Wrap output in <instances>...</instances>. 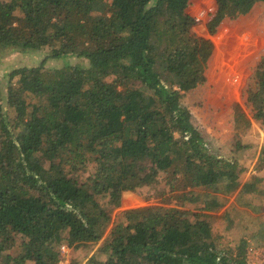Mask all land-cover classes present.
I'll return each instance as SVG.
<instances>
[{
	"label": "trees",
	"instance_id": "trees-1",
	"mask_svg": "<svg viewBox=\"0 0 264 264\" xmlns=\"http://www.w3.org/2000/svg\"><path fill=\"white\" fill-rule=\"evenodd\" d=\"M189 1L0 0V48L49 50L37 65L0 74V264H58L61 245L77 250L107 232L86 264H249L248 241L219 239L208 216L152 205L111 217L125 193L157 176L161 162L150 142L160 150L158 134L168 142L173 120L184 136L197 137L188 116L208 108L185 107L174 88L157 102L141 100L144 89L185 91L205 80L214 45L187 34L200 24L187 14ZM261 1L215 0L205 27L214 33ZM73 58L79 62L69 64ZM50 60L63 64L47 68ZM258 91L249 100L264 99ZM198 144L203 155L216 153L206 140ZM215 156L224 169L230 158ZM182 169L205 179L189 162ZM240 190L252 197V214L264 211V146ZM223 206L213 199L205 208ZM221 212L229 224L238 221L234 206ZM255 219L246 212L242 231Z\"/></svg>",
	"mask_w": 264,
	"mask_h": 264
},
{
	"label": "rangeland",
	"instance_id": "rangeland-1",
	"mask_svg": "<svg viewBox=\"0 0 264 264\" xmlns=\"http://www.w3.org/2000/svg\"><path fill=\"white\" fill-rule=\"evenodd\" d=\"M243 14L245 15L241 19L234 18L235 21H229L226 28L227 21L224 22V28L218 32L215 29L214 33H210L202 24L195 26L197 27L195 29H187L186 32L189 35H200L207 30L206 34L208 33V38L214 44V54L208 58L206 64L204 82L194 88L184 89L185 91L178 86L166 85L163 89H144L141 92V100L157 102L161 95L166 98L164 93L167 92L165 91L167 88L182 90L184 95L178 100L185 107L188 108L189 103L203 104L208 107V110L200 108L195 112L198 116H188L190 122L188 124L195 129L198 138L184 136L173 120L172 125L175 128H169L168 142L165 136L162 138V134H158L159 142H164L161 149L167 154L160 153L158 142H150L151 148L155 150L161 162L157 176L150 183L139 185L132 192L125 193L121 206L112 212L111 217L112 221H115L123 210L152 205L184 208L196 215L208 216L207 221L210 223L212 233L219 239L230 241L234 245L246 239L247 248H252V255L248 257L249 264H264V211L252 214L248 204H251L253 199L240 190L242 183L247 181L251 174L257 172L258 159L264 146V99H259V103L256 100H249L259 89H264V66L259 64L261 56L263 62L264 54L258 56L257 51L252 50L255 46L253 35L261 33L264 35V1L254 3ZM246 16L249 22H243ZM247 23L250 24L249 27ZM260 44H264V41H260ZM48 51L47 48L27 52L0 48V74L7 69L37 65L48 55ZM69 60L72 61H68L69 64L79 62L76 58ZM62 64V60H50L46 66L59 68ZM204 87L208 88V93L194 92L197 88L199 90ZM3 95H6L4 87ZM178 100L175 102L176 106ZM168 102L166 101L167 104ZM156 107L161 108L160 105ZM157 108L155 109L160 115ZM179 109L182 110L180 107ZM210 114L216 116L214 123L217 128L214 129V133L217 136L214 135L213 139L209 140L208 135L204 133L212 124L213 116ZM223 136L232 139L229 151L225 154L227 158H230L228 165L224 167V172L229 171L231 174L229 178L222 179L221 175L217 178L210 177V179L198 173L199 176L205 177L202 179L195 178L192 173L185 174L182 166H186L189 160L199 158L205 161L206 159L198 143L206 140L210 146L209 150L216 151L214 156L218 152L217 146L221 147ZM234 151L238 153L234 154ZM252 171L254 172L250 173ZM213 199H222L223 208L217 210L213 207L205 208L206 203H211ZM230 206H234L239 211L238 221L232 225L220 214L223 209ZM246 212L256 218L248 233L242 231L240 227L241 219ZM252 234L255 237L251 239ZM107 235L108 232L98 243L77 250L69 248L58 264H86L88 258L102 244Z\"/></svg>",
	"mask_w": 264,
	"mask_h": 264
},
{
	"label": "crops",
	"instance_id": "crops-1",
	"mask_svg": "<svg viewBox=\"0 0 264 264\" xmlns=\"http://www.w3.org/2000/svg\"><path fill=\"white\" fill-rule=\"evenodd\" d=\"M243 15H245V14H240L238 17H235V18H239V19H241L242 17H244ZM232 20H234L235 21V19L234 18H225V19H223L220 23H219V25L216 27V29H217V32L224 26L223 24H224V22H229V21H232ZM238 21V20H237ZM250 21V20H249ZM248 21V19H247V16L244 18V20H243V22H249ZM207 23V22H206ZM206 23L204 22V23H201L202 25H203V27L206 29V27H205V25H206ZM248 27L250 26V24L249 23H247L246 24ZM195 28H197V27H193V28H191V29H195ZM206 32H207V30H205ZM201 32L200 33V35L199 34H196V35H199V36H203V37H206V38H208L209 37V35H208V33L206 34V32ZM263 35V33H261V34H255V35H253V43H255V46H254V48L252 49V50H254L255 52L257 51V54L256 55H258V56H261V55H263L264 53V47H263V45L264 44H260V41H264V35ZM208 39H210V38H208ZM253 43H251V44H253ZM214 45V44H213ZM213 51H214V48H213ZM212 51V53H211V55H210V57L214 54V52ZM262 57V56H261ZM261 57H260V59H259V64L260 65H262V66H264V63L262 62V60H261ZM247 79V78H246ZM205 110H208V108H206ZM217 113H218V111H217ZM211 116H213L212 118H211V126H208V129H206V133H204V134H207L208 135V138H209V140L210 139H213V136L215 135V136H217L215 133H214V129L215 128H217V126H216V124L214 123V121H215V114L214 115H212V114H210ZM218 140H220V138L218 139ZM221 141H222V144H221V147H219V146H217L218 147V152H217V154H216V156L215 157H217V156H220V154H226V151H229V145H230V141H232V139H230V137H222L221 138ZM207 146V145H206ZM208 147V146H207ZM208 149H210V146L208 147ZM236 153H238V151H234V154H236ZM210 156H213L212 154H209ZM210 156H206V159H205V161L203 160V159H199V158H193V159H191V160H189L188 162L195 168V171H198V173H200V174H202V175H206V176H210L211 178H217V177H220L222 174H223V172L225 171V169H220V167H216L215 165H214V161L213 160H211L212 158L210 157ZM204 161V162H203ZM211 161V162H210ZM218 166V165H217ZM219 166H221V165H219ZM254 171H252V172H250V173H253ZM217 176V177H216ZM245 182V181H244ZM243 182V183H244ZM242 183V184H243ZM249 255L251 256L252 255V252L251 253H249L248 254V257H249Z\"/></svg>",
	"mask_w": 264,
	"mask_h": 264
},
{
	"label": "built area",
	"instance_id": "built-area-1",
	"mask_svg": "<svg viewBox=\"0 0 264 264\" xmlns=\"http://www.w3.org/2000/svg\"><path fill=\"white\" fill-rule=\"evenodd\" d=\"M187 14L197 23L206 22L207 19L213 17L216 12L215 0H190L187 5ZM208 21V20H207ZM66 245H61L59 248L60 259L63 254L68 251Z\"/></svg>",
	"mask_w": 264,
	"mask_h": 264
}]
</instances>
